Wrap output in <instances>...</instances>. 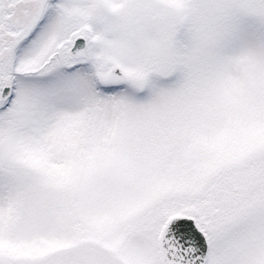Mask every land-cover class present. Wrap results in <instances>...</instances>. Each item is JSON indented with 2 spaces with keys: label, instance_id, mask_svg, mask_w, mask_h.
Wrapping results in <instances>:
<instances>
[{
  "label": "snow or ice",
  "instance_id": "1",
  "mask_svg": "<svg viewBox=\"0 0 264 264\" xmlns=\"http://www.w3.org/2000/svg\"><path fill=\"white\" fill-rule=\"evenodd\" d=\"M0 264H264V0H0Z\"/></svg>",
  "mask_w": 264,
  "mask_h": 264
}]
</instances>
